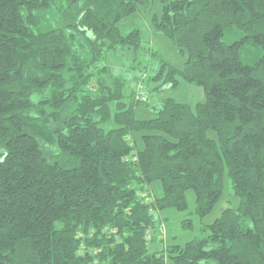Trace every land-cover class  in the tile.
<instances>
[{
  "label": "trees",
  "instance_id": "trees-1",
  "mask_svg": "<svg viewBox=\"0 0 264 264\" xmlns=\"http://www.w3.org/2000/svg\"><path fill=\"white\" fill-rule=\"evenodd\" d=\"M65 1L0 0V264H264V0H161L151 20L182 69L140 30L121 34L139 0ZM49 10L74 21L42 31ZM248 45L263 51L254 64ZM119 51L132 54L126 73L110 62ZM182 82L205 101L152 107L136 89ZM226 188L238 207L183 246L159 238L162 211H188L193 191L190 215L204 219Z\"/></svg>",
  "mask_w": 264,
  "mask_h": 264
},
{
  "label": "rangeland",
  "instance_id": "rangeland-1",
  "mask_svg": "<svg viewBox=\"0 0 264 264\" xmlns=\"http://www.w3.org/2000/svg\"><path fill=\"white\" fill-rule=\"evenodd\" d=\"M140 1V10L130 16H127L126 19H123L119 22L118 26L121 31V34L124 36H127L129 32L137 29L140 30V33H142L143 39L146 42V45L150 49H154L157 51V54L164 57L173 67H178L182 69L184 67V63L187 60V57L182 55L180 49L173 45L163 34L157 33L155 30V27L153 25V21L151 20L152 16L154 14H160L161 9V0H139ZM64 6H67V2L65 0H61ZM69 14V17H63L60 15L59 12L55 10H49L45 13H43V17L40 20L39 23V29L42 31L50 30V29H56L64 27L65 24L68 22L74 21V12L70 13L67 12V16ZM74 23V22H73ZM72 29L71 27H68ZM77 33L76 38L78 39V47L80 48V52L84 55L87 52L85 51L87 48L85 39L78 35ZM241 35L237 33L236 30L227 31L225 33V40L232 42V40H238L240 39ZM151 51V50H150ZM243 61L248 64H254L256 60H258L261 55L263 54V51L259 47H255L252 45H248L243 49ZM132 54L131 52H124L119 51L116 55L111 54L109 56L111 64L115 66L116 71L118 73H126L128 64H131L132 61ZM144 60L147 59V56L144 55ZM152 58L148 59V66H157L156 61H152ZM147 63V62H146ZM150 69V67H149ZM138 74L139 73H134ZM125 75V74H124ZM150 75L149 72H143L142 78L144 79V82L147 81L146 79ZM127 76V75H125ZM131 76V75H130ZM129 76V77H130ZM141 83L140 86H137L136 89L139 93H144L149 96H151L150 103H152V107L158 105V100L160 97H172L178 101L184 102V103H191V104H197L200 103V101H205V92L202 86H198L196 84L191 83H184L182 82L181 85H179L176 89H167L165 88L162 94L160 96L155 95V93H150L146 90L144 87L142 88ZM132 89L135 86V83H131ZM153 86H156L154 84ZM144 94V96H145ZM152 108H139L136 111V115L140 118H154L155 114L152 112ZM209 135L212 137H216L214 132H209ZM137 136V135H135ZM155 193L158 196H162V186L158 182L154 184ZM188 203L190 206V209L186 212H178L175 209L166 210L161 212L162 218H167V222H163L162 224V230L163 233H160L159 238H162L165 242V244H178V245H184L188 241H191L195 237L199 236L201 234V226L205 224L213 223L219 213L222 209L228 207V206H234L238 207L239 201L237 197H234L231 192H229L228 188H226L224 196L220 200V202L217 204L216 208L213 210L212 213L205 216L204 219L197 217L195 215L191 216L190 212L195 207V200H196V194H194L193 191H189L188 193ZM185 219H192L193 221V230L189 229L186 230L182 227V221ZM154 247H158L157 243L156 245H152ZM168 264H171L168 262Z\"/></svg>",
  "mask_w": 264,
  "mask_h": 264
}]
</instances>
